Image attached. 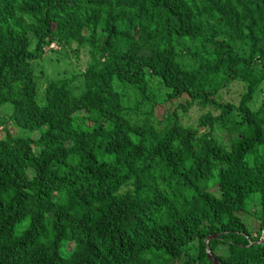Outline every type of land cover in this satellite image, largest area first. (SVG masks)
Here are the masks:
<instances>
[{"label": "trees", "instance_id": "obj_1", "mask_svg": "<svg viewBox=\"0 0 264 264\" xmlns=\"http://www.w3.org/2000/svg\"><path fill=\"white\" fill-rule=\"evenodd\" d=\"M52 43L89 61L39 94L31 63ZM260 86L264 0H0V107L33 133L0 116V264H213L210 235L220 264H264ZM158 87L183 101L159 129L134 122L123 89L138 108ZM193 105L211 109L197 127L178 114Z\"/></svg>", "mask_w": 264, "mask_h": 264}, {"label": "rangeland", "instance_id": "obj_2", "mask_svg": "<svg viewBox=\"0 0 264 264\" xmlns=\"http://www.w3.org/2000/svg\"><path fill=\"white\" fill-rule=\"evenodd\" d=\"M89 61V53L86 47L79 48L77 50V45L72 43L66 48H60L58 44L52 43L49 47H45L41 57L31 63V67L34 71V77L37 81L38 93L41 94L43 87L46 82L51 79H59L65 77H71L73 75H78L82 72ZM80 78L78 77L72 86L75 93L79 92L80 88ZM153 85V81L150 82ZM263 86H260L256 91L253 100L250 105L253 109H256L262 102L263 96ZM243 89V83L236 79L232 81L229 85L221 88L219 91L220 98L224 100H238L240 93ZM128 96L127 103L130 109L127 111V115L137 123H141L145 118H147L148 123L153 127L159 129L167 124L168 115L177 105L182 102V99L175 100L174 102L163 101L162 97V87L158 89H151V95L153 100L156 102L149 103V106L138 107L134 105V93L131 88L123 89ZM161 96V97H159ZM211 109L208 107L201 108L199 105H193L189 107L186 111L179 110V119L182 124L197 127L199 116L202 113H206ZM213 111V110H212ZM10 106L5 105L0 107V116L3 122L7 121V127L9 131L14 135H30L33 133L26 130H21L14 126L10 119ZM214 113H217L214 111ZM37 134H34L36 136ZM215 135V134H214ZM4 136V130L0 125V138ZM259 201L257 197H253L247 204L246 211L243 212L242 218L247 224L249 232L253 235L257 234L260 224L259 219ZM191 248H195L194 245Z\"/></svg>", "mask_w": 264, "mask_h": 264}, {"label": "water", "instance_id": "obj_3", "mask_svg": "<svg viewBox=\"0 0 264 264\" xmlns=\"http://www.w3.org/2000/svg\"><path fill=\"white\" fill-rule=\"evenodd\" d=\"M216 235H210L208 236L205 241H206V252H207V256L208 258L212 261L213 264H220L216 258L212 255V253L209 251L208 248V242L211 238H214ZM264 237V213L262 215V235H261V239L259 240V242L262 240V238Z\"/></svg>", "mask_w": 264, "mask_h": 264}]
</instances>
